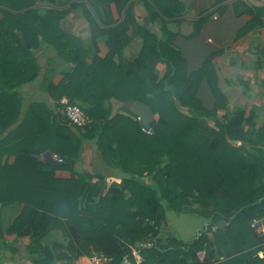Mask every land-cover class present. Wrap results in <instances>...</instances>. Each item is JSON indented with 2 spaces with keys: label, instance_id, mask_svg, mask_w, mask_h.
Here are the masks:
<instances>
[{
  "label": "trees",
  "instance_id": "16d2710c",
  "mask_svg": "<svg viewBox=\"0 0 264 264\" xmlns=\"http://www.w3.org/2000/svg\"><path fill=\"white\" fill-rule=\"evenodd\" d=\"M138 5L150 22L139 21ZM234 5L237 14L252 15L244 31L264 27V6ZM186 8L183 0H0V136L6 133L0 205L3 212L19 207L9 223L0 220V254H36L33 264H77L87 256L77 246L87 242L106 258L102 264L264 263L258 256L264 233L252 225L264 218V123H257L253 108L221 114L227 98L214 80L215 107L202 105L197 91L205 76L213 77L215 54L189 72L167 24L180 21ZM205 18L195 21L198 28ZM71 20L80 32L88 29V39L65 27ZM135 38L142 44L128 59L124 49ZM50 53L67 68L57 83L55 69H47L49 99L34 102L22 117V86L40 78L41 55ZM63 97L80 104L92 122L72 124L60 111ZM112 98L149 105L154 131L129 108L112 115L106 105ZM87 144L120 171V181L80 164ZM46 150L64 164L41 161ZM167 209L198 212L206 224L190 241L162 236ZM54 229L66 245L42 242ZM26 231L29 242H14Z\"/></svg>",
  "mask_w": 264,
  "mask_h": 264
},
{
  "label": "crops",
  "instance_id": "0c3cea01",
  "mask_svg": "<svg viewBox=\"0 0 264 264\" xmlns=\"http://www.w3.org/2000/svg\"><path fill=\"white\" fill-rule=\"evenodd\" d=\"M183 1L187 4V8L184 15L178 17L180 21L177 22L171 19L167 24L172 31L176 32L174 45L182 52L186 59L188 71H198L204 65L207 57L215 54L212 60L214 64L213 77L208 78L205 76L197 91V96L201 100L202 105L208 109L215 107L217 95L211 85L212 80H214L227 98L226 108L221 111V114L244 108L246 112H249L253 108L256 110V121L261 125L264 123V27L244 31V27L252 18V15L245 13L237 14L238 10L234 5L236 0H211L205 8L203 7L205 5H201L203 0ZM245 1L254 7L264 6V0ZM191 4L193 6L199 4L200 9L196 10ZM136 13L139 15V21L150 22L148 13L143 6L138 5ZM203 17L206 18L202 26L198 28L195 21ZM156 23L160 26L163 25V22L160 20H157ZM83 30L82 32L85 33L88 29L84 28ZM82 32L79 30L78 33L81 34ZM137 40L135 38L129 44L128 50H126L129 51ZM100 47L101 52L105 54L108 47L104 41H101ZM50 55L52 54L41 55V59L44 60L45 64L42 61L44 68L40 78L22 86L20 93L23 105L22 117L34 102L47 101L49 99V93L43 84L47 69H55L52 76L53 82L57 83L63 77V73L61 72L67 68L65 66L67 64L52 61L49 58ZM164 70L165 65L160 63L158 65L159 73L164 72ZM133 102H124L112 98L106 105L111 107L112 115H114L123 107L131 109ZM210 124L214 125L215 120H210ZM5 137L6 133L1 135L0 139ZM3 143L0 142L2 149L6 147ZM86 146L87 148L80 164L84 165L88 170H97L108 175L109 180L120 181L119 177H116L120 176V171L117 168L109 166L93 144H87ZM6 157L7 154L4 159ZM18 210V206H10L3 212L0 205V220L6 224L9 223ZM257 226L261 230L259 232L264 233V218L257 220ZM200 230L202 229H199V232ZM52 235L55 236H44L42 242H49L52 238H58L56 234ZM30 236L31 234H27L26 231L14 242L18 244L27 243L30 240ZM59 244H62V242H59ZM258 256L260 258L264 257L263 249L258 252ZM33 257H36V254H28L26 257L20 253L5 250L3 254H0V264H33L30 262L34 259ZM77 264H93V262L89 256H86L84 259L77 260ZM124 264H131V262L126 259ZM258 264L264 263L260 262Z\"/></svg>",
  "mask_w": 264,
  "mask_h": 264
},
{
  "label": "rangeland",
  "instance_id": "374dc122",
  "mask_svg": "<svg viewBox=\"0 0 264 264\" xmlns=\"http://www.w3.org/2000/svg\"><path fill=\"white\" fill-rule=\"evenodd\" d=\"M209 1H211V0H203L201 2V5H205V6H203L205 8ZM198 5H195V6L192 5V6L196 10H199L200 8ZM77 14L78 13H76L74 15H77ZM64 22H65L64 25L67 29H72L74 31L76 30L77 32H79V30L81 29V27L77 28V25H75L76 23L74 20H71L69 22L68 21H64ZM82 31H84L83 28H82ZM82 36L84 38H87L88 31L83 33ZM137 39H138L137 42L133 43V45L129 49V51H127L128 50L127 48L129 47V45H127L124 49V53H125V55H127L125 57H127L128 59H133L135 56H137L138 50L142 44L141 40L139 38H137ZM43 63L45 64L44 60H43ZM60 111L63 112L62 107H60ZM166 217H167V223L162 226L161 235L162 236L173 235V236H177L178 238H181L185 241H190L194 237H196L198 232H199V229H203V227L206 224V220L203 216H201L198 212H194V211H190V210L189 211H183V212H177L176 210H173V209L172 210L167 209ZM204 220H205V222H204ZM53 221H54V217L48 218V220L42 224V228L45 229L47 224H50ZM203 222H204V224H203ZM52 234H56V237L58 236V238L55 239V243H57L59 245V242H62L66 245L67 240L64 239L65 237H63L61 230H55L54 229L52 231H49L44 236L45 237H51V236H53ZM77 249L83 250L84 253L87 254V256H89L91 258V260H92V257H94L96 255L94 252H92L93 251V244L92 243L86 242L85 244H78ZM71 251L72 250H70V252ZM75 251H77V250H75Z\"/></svg>",
  "mask_w": 264,
  "mask_h": 264
},
{
  "label": "built area",
  "instance_id": "2783aa9c",
  "mask_svg": "<svg viewBox=\"0 0 264 264\" xmlns=\"http://www.w3.org/2000/svg\"><path fill=\"white\" fill-rule=\"evenodd\" d=\"M60 104L63 109V112L65 113V116L69 119V121L72 124L79 127H84L92 122L91 116L86 112V110L80 104L73 103L66 97H63L60 100ZM55 157L58 160L62 161V159L57 154H55ZM252 225L253 227L257 228L258 231H261L257 226V220H255ZM135 255L137 256L138 261H140L141 256L136 250H135ZM92 261L95 264H102L106 261V258L104 256L95 255L94 257H92Z\"/></svg>",
  "mask_w": 264,
  "mask_h": 264
},
{
  "label": "water",
  "instance_id": "95a60500",
  "mask_svg": "<svg viewBox=\"0 0 264 264\" xmlns=\"http://www.w3.org/2000/svg\"><path fill=\"white\" fill-rule=\"evenodd\" d=\"M130 3V2H129ZM69 5V4H68ZM129 6V4L127 5V7ZM127 7L125 8V10L123 11V16L122 19L120 20V22L123 20L124 18V14L125 11L127 9ZM172 19H176V18H172ZM131 111L138 116L141 125L143 126V128L147 131H154L153 128L151 127V122L155 119V113L153 111V109L141 102V101H134L132 106H131ZM35 157H38L37 155H35ZM39 159L41 161H44L46 163H50L53 165H62L64 164V161H60L55 157V154L51 151V150H46L40 157Z\"/></svg>",
  "mask_w": 264,
  "mask_h": 264
}]
</instances>
